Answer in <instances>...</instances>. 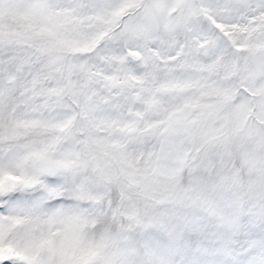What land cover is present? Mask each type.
Here are the masks:
<instances>
[{"label": "snow or ice", "instance_id": "6c2138e0", "mask_svg": "<svg viewBox=\"0 0 264 264\" xmlns=\"http://www.w3.org/2000/svg\"><path fill=\"white\" fill-rule=\"evenodd\" d=\"M0 264H264V0H0Z\"/></svg>", "mask_w": 264, "mask_h": 264}]
</instances>
